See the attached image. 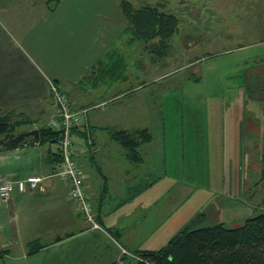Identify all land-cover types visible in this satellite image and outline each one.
Segmentation results:
<instances>
[{"label": "crops", "instance_id": "crops-1", "mask_svg": "<svg viewBox=\"0 0 264 264\" xmlns=\"http://www.w3.org/2000/svg\"><path fill=\"white\" fill-rule=\"evenodd\" d=\"M30 3L0 0V114L25 119L19 133L38 130L50 112L46 80L69 96L76 111L75 158L94 219L105 232L76 213L67 185L54 175L56 144L21 143L0 151V184L34 174L42 180L34 190L14 189L0 199V264H28V258L34 264H128L136 248L124 240V220L138 205L148 207V182L135 172L143 156L128 157L111 132L147 128L148 49L138 54L140 68L134 65L138 57L126 53L125 76L116 79L117 73L97 65L112 45L119 46L127 24L118 1L57 0L44 10Z\"/></svg>", "mask_w": 264, "mask_h": 264}, {"label": "rangeland", "instance_id": "rangeland-1", "mask_svg": "<svg viewBox=\"0 0 264 264\" xmlns=\"http://www.w3.org/2000/svg\"><path fill=\"white\" fill-rule=\"evenodd\" d=\"M30 1L18 0L27 7ZM34 1L41 10L55 4ZM129 1L158 6L179 22L162 59L151 52L157 39L130 43L124 35L115 44L129 58L148 49L152 136L139 147L144 161L135 168L147 177L148 207L125 218L124 240L158 249L193 220L194 227L240 226L264 211V0ZM48 102L51 111L50 96Z\"/></svg>", "mask_w": 264, "mask_h": 264}, {"label": "trees", "instance_id": "trees-1", "mask_svg": "<svg viewBox=\"0 0 264 264\" xmlns=\"http://www.w3.org/2000/svg\"><path fill=\"white\" fill-rule=\"evenodd\" d=\"M54 2L56 4L57 0ZM55 4L47 5L48 9H53ZM118 5L127 22L120 38L128 35L130 43L139 40L148 43L157 39L151 52L157 53L159 58L165 56L171 38L178 31L176 15L158 6L134 7L129 0H119ZM156 49L160 51L156 52ZM101 66L107 73H117L116 79H122L127 67L125 55L112 45L98 62V69ZM24 122L25 119H13L11 114H0V151L15 148L21 143L57 146L58 134L46 124L38 127V139L31 136L22 142L4 144V141L19 133L16 129ZM111 137L128 151V157L136 160H141L138 151L140 145L152 139L148 128L113 131ZM52 153L58 164L61 158L58 147ZM198 215L203 216V213ZM194 221L181 228L158 249H134V264H264V211L247 218L242 225L231 228L223 222L194 227ZM29 245V253L32 254L36 250L35 242Z\"/></svg>", "mask_w": 264, "mask_h": 264}, {"label": "built area", "instance_id": "built-area-1", "mask_svg": "<svg viewBox=\"0 0 264 264\" xmlns=\"http://www.w3.org/2000/svg\"><path fill=\"white\" fill-rule=\"evenodd\" d=\"M48 82L51 111L46 125L58 134L56 143L61 156L54 175L67 185L76 213L89 223L91 229H98L100 227L93 216L92 205L84 183V173L75 158L72 140V131L76 125L74 105L68 95L55 82L52 80ZM41 180L42 176L34 174L13 183L4 181L0 184V199H6L14 189L20 192L34 190Z\"/></svg>", "mask_w": 264, "mask_h": 264}, {"label": "water", "instance_id": "water-1", "mask_svg": "<svg viewBox=\"0 0 264 264\" xmlns=\"http://www.w3.org/2000/svg\"><path fill=\"white\" fill-rule=\"evenodd\" d=\"M28 136H33L35 139L39 138V132L37 129H32L29 131H24V132H20L18 134H16L13 137H10L7 141H4V144H7L9 142H14V143H18V142H22L24 140V138L28 137Z\"/></svg>", "mask_w": 264, "mask_h": 264}]
</instances>
